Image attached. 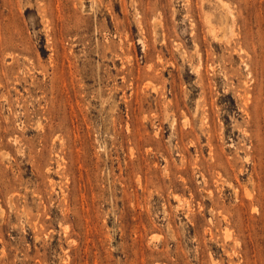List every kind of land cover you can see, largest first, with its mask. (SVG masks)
I'll return each mask as SVG.
<instances>
[{
	"label": "rangeland",
	"instance_id": "rangeland-1",
	"mask_svg": "<svg viewBox=\"0 0 264 264\" xmlns=\"http://www.w3.org/2000/svg\"><path fill=\"white\" fill-rule=\"evenodd\" d=\"M0 264H264V0H0Z\"/></svg>",
	"mask_w": 264,
	"mask_h": 264
}]
</instances>
